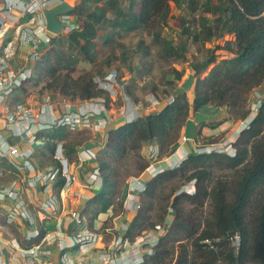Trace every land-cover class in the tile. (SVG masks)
<instances>
[{"label":"trees","instance_id":"obj_1","mask_svg":"<svg viewBox=\"0 0 264 264\" xmlns=\"http://www.w3.org/2000/svg\"><path fill=\"white\" fill-rule=\"evenodd\" d=\"M171 1L180 6L181 0H85L80 4L87 6L85 16L75 18L79 25L67 36L68 54L56 48L58 41L54 38L52 47L34 65L29 83L34 86L43 83L44 88L73 101L103 96L109 102L108 94L97 88L92 73L74 76L82 60L75 52L93 61L97 39L107 41L99 36L98 26L107 21L108 12L114 14L110 20L113 33L148 30L167 22ZM197 1L189 0L192 11L199 8ZM75 9L68 14L72 15ZM216 10L219 16L214 21L201 17L203 28L192 41L205 43L225 34L234 35V42H226V50L234 56L217 61L212 50L192 67L195 72L192 103L186 92L179 93L160 111L126 122L107 133L96 161L102 188L84 211L89 227L115 205L120 194L121 168L127 158L135 157L140 176L147 168L141 155L145 143L155 142L161 156L173 153L192 108L199 111L226 106L235 118L248 117L250 94L264 83V0H220ZM181 25L182 34L189 39L192 26L184 21ZM164 48L166 52L176 50L182 56L187 54L185 47L175 48L170 41H166ZM211 65V70L202 78L201 74ZM72 133L66 128H57L43 134L47 141L45 151L53 155L52 142L64 141V154L71 161L76 153ZM234 147L233 157L217 152L189 154L179 168L167 169L146 183L140 208L125 236L134 238L157 226L152 213L157 209L160 220L165 219L164 204L169 203L175 209V217L145 264H264V98ZM54 166L58 168L60 164L55 161ZM226 173H231V179L226 178ZM192 182H195L194 193L190 194L183 189ZM64 183V178L58 176L55 188L61 190ZM172 183L181 185H174L169 194L165 193ZM206 204L211 206L210 214L204 219L197 217L195 213ZM187 205L193 206L194 211L188 213ZM235 235L240 237L238 251L232 246ZM206 241H211L215 248L211 249ZM176 246L180 248L177 256Z\"/></svg>","mask_w":264,"mask_h":264},{"label":"built area","instance_id":"obj_2","mask_svg":"<svg viewBox=\"0 0 264 264\" xmlns=\"http://www.w3.org/2000/svg\"><path fill=\"white\" fill-rule=\"evenodd\" d=\"M55 1L58 5L64 0ZM47 4L48 0H23L21 12L17 17L9 21L0 20V131H7L14 138L25 139L29 146L38 141L47 143L43 134L53 129L66 128L69 131L77 132L91 127L99 128L100 122L94 124L93 120L101 114L102 110H106L107 104V100L103 96L73 101L61 95L32 94L34 101H27L28 97L23 94L24 88L33 76L34 65L44 52L42 46L50 49L52 40L56 38V35L49 32L46 27L43 12ZM11 9L12 6L8 5L7 10ZM59 20L64 26L62 34L65 33L67 36L76 31L79 25L75 24L76 19L69 14L59 17ZM21 49L27 50L26 60L17 70H14L12 62ZM95 83L98 89L108 94L111 102L121 100L125 105L129 104L130 98L117 70L113 69L107 75L95 78ZM256 94L258 97L254 98L257 102L253 103V116L243 123L239 132L249 127L261 106V96ZM173 99L166 100V103H171ZM161 101L151 98L150 104L153 108H157L162 104ZM77 103L80 107L75 109L74 104L77 105ZM89 105L94 108L88 107ZM97 105H101V107L97 108ZM238 138L239 135L236 139L223 144L197 147L195 153L199 154L203 149L205 153L217 152L233 157L236 154L234 143ZM180 140L185 142L187 138L183 136ZM52 143L55 145L53 158L60 164V167L52 166L42 171L32 163L34 150L30 148L22 150L0 132V160L9 159V157L20 159L18 163L12 162L11 165L18 173L22 174L20 182L24 185L33 187L40 185L47 189L53 186L58 176H61L65 180L61 188V192H64L74 185L77 178L71 171L73 162L64 154V141ZM102 148L97 146L94 148L82 147L76 151L75 159V162L79 164L96 163L92 180L101 183L102 178L96 161ZM166 156L170 160V155ZM187 156L183 154L176 161L170 160V169L179 168ZM162 157L157 144L148 150L145 157L147 168L144 172L150 175V179L165 171L160 167H155V163ZM7 174L6 170L0 169V178H5ZM194 184L195 182H192L183 190L193 194ZM145 188L146 184L139 185L137 191L140 195L143 194ZM7 201H11L12 204L9 209L4 211L3 205ZM130 201H125V204H130ZM140 202L141 198L135 202V211L139 210ZM56 211V203L52 200L44 204L42 210L48 214ZM170 211L173 212L171 209ZM72 218L77 224L83 226L80 227L78 233L69 234L61 229L47 231L39 227H17L19 233L23 234L21 238H17L9 233L8 227H0V264H41L40 259L44 258L48 261L53 255L54 250L52 251L51 247H56L61 264H145L146 259L154 254L161 238L170 228V224L165 223L145 230L134 238L122 236L114 238L107 246L101 248L104 251L101 252L98 261L90 262L86 260L87 253L90 250L100 249L98 248L101 241L100 235L89 227L88 221L79 213H72ZM0 220H4L7 225L16 224L18 221H22L25 226L35 223V218L14 185H0ZM206 242L211 249L215 248L211 241ZM232 246L236 251L239 250V235L232 238Z\"/></svg>","mask_w":264,"mask_h":264},{"label":"crops","instance_id":"obj_3","mask_svg":"<svg viewBox=\"0 0 264 264\" xmlns=\"http://www.w3.org/2000/svg\"><path fill=\"white\" fill-rule=\"evenodd\" d=\"M22 1L23 0H0V20L9 21L13 20L14 17H17L21 12L20 8H22ZM64 1L67 2L68 0ZM71 1H73V4L70 5L73 6L74 10L80 5L82 0ZM56 3L57 2L55 0H48L45 10L55 7L57 5ZM8 5L12 6V9L9 11L7 10ZM75 22V24H79V22L76 20ZM42 49L43 51L47 50L45 46H42ZM26 54L27 50L21 49L19 51L15 57V60L12 62V68H14V70H17L22 64L25 63ZM189 60L190 62H193L191 58ZM196 65L194 64L193 67ZM113 69L117 70L118 73L120 70H124L123 68L120 69L114 65L110 72ZM192 71L194 75V70ZM124 79L127 95L130 98L129 104L125 105L121 100L117 102H111L109 100V102L106 104V110H102L101 114L93 120L94 124L100 122L99 128L91 127L90 129L74 132L78 136V140H76L75 145L76 151L80 150L82 147H103L104 143L106 142L107 133L110 130L115 129L126 122L136 120L137 118L146 114L160 111L166 104V100L174 98L179 93L185 91L191 103L194 98L195 92H193L191 86L186 89L188 83H191L193 80H195L194 77L191 79V75L188 76L186 83H183V85H180V87L175 89L172 95L162 99V104L157 108L152 107L150 100L151 98H157L161 100L159 91H153V93H146L145 91L146 85L150 84L151 82L149 76H145L143 81H138L137 84L139 86L140 92L131 91L129 80L127 78ZM259 89L262 95L261 97L264 98V84L260 86ZM25 97H28L27 101H34L33 95L25 94ZM251 98L252 99H250L248 105L250 113L245 120L235 118L226 106H211L207 110L203 109L199 111H195L192 108L187 121L182 128L180 137L174 144V151L172 154H170V160L173 162L183 154H194L196 148L200 146L223 144L227 141L236 139V137L240 135L239 131L243 123L247 121L250 116H253V101H255V99L253 97ZM79 107L80 105H78V103L77 105L74 104L75 109ZM88 107L94 108L92 105H89ZM100 107L101 105H97V108ZM123 112H125V114H123ZM0 132L15 145H18L22 150L26 148L34 150V158L32 163L38 170L44 171L55 165V159L53 158V155L45 151V142L38 141L35 144L29 146L23 138H14L7 131ZM183 136L187 138L185 142L180 140ZM155 145V142H148L143 145L141 154L144 159L151 146ZM43 153L46 155L42 156ZM75 159L76 153L71 160V162H73L71 171L75 174L77 181L72 187L64 192H61V190L58 191L55 188V183L53 186L47 189L40 185L36 187L24 185L22 182H20L22 174L18 173L11 165L12 162L18 163L20 159L15 157L1 159L0 169L6 170L8 174L5 178H0V185H14V188L20 192L21 198L25 202L27 208L30 210L32 216L35 218V223L34 225L25 226L22 221H18L16 224L7 225L5 224L4 220H0V227H8L7 230L9 233L17 238H21L23 236L22 233H19L17 227H39L47 231L61 229L65 233L69 234L78 233V231H80V227L83 226L76 223V221L72 218V213H79L87 220L84 211L88 202L101 191L102 183L92 180L93 169L96 167V163L87 162L84 164H79L75 162ZM170 160H168L167 156L165 155L157 163H155V167H160L164 170L170 169ZM149 180L150 175L147 172H143L140 176L134 178V180L132 178V180L126 181V184L116 199L115 205L107 213L101 214L98 219L93 222L91 229L100 235L101 241L99 242L98 246L100 249L93 251L90 250L87 253L86 260L90 262H97L101 252L104 251L101 248L107 246L114 238L120 236L126 237V231L137 214V211H135L134 208L135 202L141 198L137 188L141 184H146ZM50 200L56 203L57 211L50 214L47 212H42L44 204L48 203ZM127 200H131V203L125 204V201ZM11 204V201L4 203V211L9 209ZM51 248L52 251L54 250L53 255L48 261H46L44 258L40 259L41 264H61L60 256L56 251V247Z\"/></svg>","mask_w":264,"mask_h":264},{"label":"rangeland","instance_id":"obj_4","mask_svg":"<svg viewBox=\"0 0 264 264\" xmlns=\"http://www.w3.org/2000/svg\"><path fill=\"white\" fill-rule=\"evenodd\" d=\"M70 1L71 0H68L67 2L69 4H73V1ZM84 1L85 0H82L81 3ZM219 1L220 0H198L197 2L199 8L195 11H192L190 8L189 0H181L180 6L171 1L169 2L170 13L166 23L160 25L155 24L148 30L141 28L128 33H113V30L110 26V20L114 18V14L112 12H108L107 21L98 26L99 36L107 39V41L104 43L102 38L97 39L98 46L96 48V54L94 53L95 58L93 61L84 59V56L79 55L77 51L75 52V47H73L74 52L80 57V59H82L76 68L74 76L77 77L81 74L89 72L92 73L96 78L103 77L107 75L115 65L117 68L124 69L119 71V75L122 78V81H125L124 78L129 80L131 91L140 92L139 86L137 84L138 81H143L145 76H149L151 82L150 84L146 85V93L159 91L161 100L165 99L166 97L172 95L175 89L180 87V85L186 83L188 76L191 75V79L192 77L195 78V74L193 75L192 71L193 65L202 62L203 59H205L210 54V51H214L217 61L234 56V53L226 50V42H234V35L225 34L222 38L213 39L212 41L205 43L192 41V37H194L196 33L200 32L203 28L201 19L202 16H205L210 21H214L219 16V13L216 10V6ZM92 5L91 8L95 7ZM84 8H87V6H77L74 13L72 14V17H74V19L77 17L83 18L85 16ZM138 9L139 8H137V11ZM207 10L208 12H206ZM183 21L188 22L192 26L193 30L189 39H187L181 32L183 28L181 24ZM56 39L59 42V44L58 42L55 44L57 45L56 48L60 50L62 49L66 54H68L70 45L67 41V34L61 33L60 35L56 36ZM166 41H170L172 46L175 48L181 46L185 47L187 49V54L182 56L176 50L166 52L164 48ZM190 58L193 60V62H190ZM212 67L213 65H211L204 73H202L201 77H205ZM194 82L195 80H193L191 83H188V87L186 86V89L191 86V89L193 92H195ZM259 88L260 87L251 92L250 99H252L251 97H258L256 92L259 94V96H262ZM23 94H40L52 96L60 95L55 91H50L44 88L43 83H40L38 86H34L32 83H27ZM261 100H263L262 97ZM253 102H257V100ZM71 138L78 140V136L74 132L72 133ZM201 153H205L203 152V149L200 150L199 154ZM136 161L137 160L135 157L130 156L123 164L120 177V192L126 184V181L138 176V164ZM144 161L147 164L145 159ZM225 175L227 176L226 178L228 180L231 179V173H226ZM225 175L223 174V176ZM174 185H181V183L169 184L167 189H165V193L169 194V190H171ZM183 187L184 186H182V188ZM164 207L166 209L165 219L163 218L160 220V211L156 209L152 213L153 221L157 225H164L167 223L171 226V222L174 221L175 217V209L170 207L169 203L166 206L164 204ZM170 209L173 210V212H171ZM186 209L189 213L190 211H194L195 208L193 206L187 205ZM210 212L211 206L206 204L203 209H198L195 215L197 217L201 216L204 219L210 214ZM175 251V256H177L180 252V248L176 246Z\"/></svg>","mask_w":264,"mask_h":264},{"label":"water","instance_id":"obj_5","mask_svg":"<svg viewBox=\"0 0 264 264\" xmlns=\"http://www.w3.org/2000/svg\"><path fill=\"white\" fill-rule=\"evenodd\" d=\"M73 6L66 1L58 4L57 6L44 10L43 14L46 19V27L49 32L58 36L64 31V26L59 20V17L70 13Z\"/></svg>","mask_w":264,"mask_h":264},{"label":"bare ground","instance_id":"obj_6","mask_svg":"<svg viewBox=\"0 0 264 264\" xmlns=\"http://www.w3.org/2000/svg\"><path fill=\"white\" fill-rule=\"evenodd\" d=\"M71 2V1H70ZM68 3V2H67ZM69 4V3H68ZM198 114V113H197ZM199 115V114H198ZM198 119V118H197Z\"/></svg>","mask_w":264,"mask_h":264},{"label":"clouds","instance_id":"obj_7","mask_svg":"<svg viewBox=\"0 0 264 264\" xmlns=\"http://www.w3.org/2000/svg\"><path fill=\"white\" fill-rule=\"evenodd\" d=\"M256 115V114H255Z\"/></svg>","mask_w":264,"mask_h":264}]
</instances>
